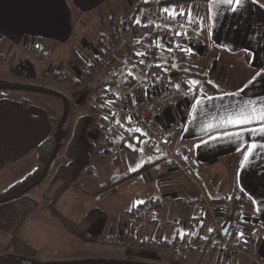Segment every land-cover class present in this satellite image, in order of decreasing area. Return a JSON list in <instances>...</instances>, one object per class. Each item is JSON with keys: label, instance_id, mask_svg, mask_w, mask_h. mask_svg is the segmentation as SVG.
<instances>
[{"label": "crops", "instance_id": "1", "mask_svg": "<svg viewBox=\"0 0 264 264\" xmlns=\"http://www.w3.org/2000/svg\"><path fill=\"white\" fill-rule=\"evenodd\" d=\"M109 1L0 0V45L4 46L1 48L12 57L10 62L13 65L12 70L19 71L20 66L24 67V72L27 70L24 62L19 59V50H26L28 47L34 49L40 47L42 50L43 40L57 42L67 40L72 35L74 21L88 12L99 11ZM189 4L194 5V12L204 17L202 22L204 30L199 32V35L209 41V44L194 49L189 55V63L197 74L190 80L200 81L199 87L203 89V94L213 99L204 100L199 108L193 111L194 95L187 92L185 101L167 111L163 120L168 122L184 120L180 143L186 147L184 156L196 162L199 185L194 186L190 182L181 181V177L186 178V175L167 162L160 146L151 139L147 141V149L151 151L154 162L148 161L145 166L136 168L135 171L124 168L126 177L123 180L126 183L134 181V186H144L143 188L150 184L160 197L154 200L153 191L135 193L136 196L134 195L130 204L120 209L118 213L106 212L105 205L100 209L93 206L83 217L78 218L55 211L52 208L53 204H48L46 211L50 212L49 222L45 219L47 214L38 215L43 206L40 202L29 205L22 197L17 200L18 202H3L5 204H0V243H6L13 251L0 256V264H50L49 261L55 264L71 261L70 264H74L77 260L86 259L102 261L122 259L170 264L160 262V257L167 255L164 253L144 255L141 252L132 254L129 250L114 252L100 248L97 244L107 236L129 234L140 238L157 236L173 241L179 238L178 233L181 230L191 233L201 226V222L202 228L208 229L212 222V212L204 204V200L214 204L229 197L231 200L236 195L245 198L246 224L255 236L254 251L264 259V148L257 149L254 156L244 162L243 168L241 167L243 153L237 151L242 143L246 144L249 141L264 145V135L250 137L245 132L243 140L223 135L226 131L229 133L238 131L237 128L224 126V119L230 113L238 111L246 101L264 99V78L243 88L255 72L264 67V7H261L264 0H245L243 9L237 14H232L221 6L220 11L224 14L216 18L214 26L213 22L207 19L208 0H193L177 7L183 6L187 10ZM250 36H255L256 39L251 40ZM247 47H252L255 51V67L247 63L250 55L242 50ZM40 52L41 56H46L45 52ZM28 63L30 70L26 72L30 73L32 63ZM36 75L33 73L27 78L32 80V76ZM9 77L0 79V83L29 86L21 82L22 79H19L17 72H13L12 77ZM241 89L243 91H240ZM233 93L239 94L232 95ZM54 124V117L50 115L41 98L0 93V193H5L16 184L28 180L38 171L40 165L37 147L54 134ZM102 124L100 117L99 125ZM218 136L221 138L215 139ZM202 141L206 143L202 144ZM74 146L75 144L71 147ZM139 147L140 144L137 145V148ZM89 151H92L90 139L85 142L83 136L82 149L76 151L70 148L63 154L47 182V190L61 188L56 193V201L61 200L65 188L68 190L82 172H86ZM133 152L138 154L140 151ZM231 163L233 166L230 170L236 169L235 178L238 182L227 190L225 187L228 183L224 180V175L226 164ZM151 165L156 168L153 174H149V170L145 169ZM142 170L145 180L141 175L138 179L136 177ZM87 172H90V168ZM219 179L222 180L215 187ZM159 187L161 188L158 189ZM249 194L257 203L254 204L253 199H249ZM134 201L144 203L133 207ZM46 224L74 237L90 251L75 257L72 255L47 257V246L51 248L50 244L55 238L46 233ZM19 244L21 248H18ZM208 251L213 250L204 248L172 254L178 258L170 260L176 264H190L189 261L193 258L186 257H191L189 253H196L197 258L202 260ZM216 253L219 264H248V259L240 254ZM182 255L185 257L180 259Z\"/></svg>", "mask_w": 264, "mask_h": 264}, {"label": "rangeland", "instance_id": "2", "mask_svg": "<svg viewBox=\"0 0 264 264\" xmlns=\"http://www.w3.org/2000/svg\"><path fill=\"white\" fill-rule=\"evenodd\" d=\"M140 2L141 0H110L104 4L99 11L93 13L88 12L80 17L79 20L74 21L72 35L67 40L63 42L43 40L41 43L43 45L42 50L40 47L36 49L28 47L26 50H19V59L24 62V66L27 67V70L29 69L28 62L32 63L30 73H27V70L24 72V67L22 68V66L19 67V71H13V65L10 63L12 57L8 56L6 50L2 49L4 46L2 47L0 45V79H9V76L12 77L13 72H17L19 79H22L21 82H25L29 86H41L62 95L68 107L67 116L63 125L58 128V123L62 119L65 109L64 101L61 98L21 90L0 89V93L4 94L41 98L45 106L49 109L50 115L54 117V134L57 133L56 138L60 147V152L56 159H54L50 172L46 175L44 180L38 186L30 189L21 196L29 205L34 204V202H40L43 206L38 212V215L43 216L42 214H47L45 219L48 222L50 220V216L48 215L50 212L46 211V205L48 204H53L52 208L53 210L55 209V211L78 218L83 217L93 206L100 209L105 205L107 208L106 212L118 213L120 209L130 204L134 195L136 196L135 193L139 194L142 192L143 194L144 192L153 191L155 193H153L154 200L160 197L158 192L154 188H151L150 184H147V186L143 188L144 186H134V181L126 183L125 180H123V178L126 177L124 168L136 167L138 162H142L143 166H145L149 158L154 162V158L151 157V151L147 149L148 144L144 146L143 153L139 152L136 154L128 145H138L137 140L127 139L122 148H118L117 145L114 144L110 149V153L106 152L103 154L95 150L92 143L95 131L101 127L99 125V119L103 115L101 105L97 102V98L105 93L106 79H104V77H109L107 69H95L93 65L96 64L94 61L95 51L105 47L117 36L125 27L126 19L133 13ZM148 18L149 13L146 12L141 17V20L146 22ZM39 49L46 53L45 57L44 55L41 56V52L38 51ZM131 51L132 47H126L124 54L128 56ZM45 72L50 73V76H45ZM33 73L37 75L32 76V80L27 78L29 75L31 77ZM83 136L85 142L87 140L89 141V139L91 142L92 151L88 152L89 163L87 165V170L90 168V172H87V170L86 172L83 171L81 176L71 184L68 190L67 188L63 190L64 195L61 197V200L56 201V193L61 188L58 187L53 190H47L48 179L51 174H53L55 167L66 151H69L70 148L76 151L82 149ZM141 140L149 142L151 141V136L149 134L143 135ZM73 144H75L74 148L71 147ZM141 146L143 145H140V147ZM128 149L129 151H127ZM161 151L165 154L163 150ZM165 156L168 163L178 168L180 172L184 174L174 161L170 160L166 154ZM226 166L227 169L225 171L224 180L228 183V186L225 187V189L229 190L231 186H235L238 180L235 178L236 169L230 170L233 164H226ZM136 168L138 169L140 167ZM145 169L149 170V174L156 172V168L152 167V165ZM143 173L144 170L138 172V174H136L137 179L139 175H141L142 179L145 180ZM181 178V181L190 182L194 186L199 185L196 172L191 178L187 175L186 178L183 176ZM221 180L222 179L217 180L215 187L218 186ZM203 185H205V183H203ZM155 186L157 187L158 185ZM206 187L208 188V186ZM160 188L161 187L158 189ZM208 192L212 195L209 188ZM19 198H13L6 201V203L18 202L17 200H19ZM177 204L179 205V202H177ZM166 210L168 209L166 208ZM55 211L53 213H55ZM45 228L46 233L55 238V241L50 244L52 247L50 248L47 246V257L52 258L57 255H72L75 257L76 255L80 256L90 251L86 245L78 243L74 237L63 233L58 228L52 227L49 224H46ZM97 245H99L100 248L114 252L129 250V253L132 252V254L140 253L137 250H130L120 246H106L102 242V239ZM18 248H21V244L18 245ZM10 251H13L12 247L10 248L6 243H0V256H4L10 253ZM142 254L145 255L147 253ZM188 255H191V257L186 256L187 258H193L189 261L190 264H219L216 251H208L204 256L205 258L202 260L197 258L196 253H189ZM183 257H185V255H182L180 259H183ZM175 258H178V256L172 254L162 255L160 257V262L176 264L175 262L172 263L170 260ZM94 261L100 262L102 260L86 259L77 260V262L74 263L84 264ZM49 263L55 264L53 261H49ZM70 263L71 261H63L59 264Z\"/></svg>", "mask_w": 264, "mask_h": 264}, {"label": "built area", "instance_id": "3", "mask_svg": "<svg viewBox=\"0 0 264 264\" xmlns=\"http://www.w3.org/2000/svg\"><path fill=\"white\" fill-rule=\"evenodd\" d=\"M179 19V18H178ZM155 24L167 23L162 21L160 15L156 16ZM158 32L159 44L166 54L175 55L176 51L169 53L168 48L174 47L175 43H183L192 50L200 49L209 44L199 34L194 31V26H186L188 35L175 36L174 31H179L178 25L172 26V31L163 27L155 28ZM184 38V41H181ZM128 33L124 27L116 37L112 39L105 47L95 51L93 64L96 70L114 67L113 73L109 75L105 83V89H109L107 95L109 101L115 100L111 104L109 118L104 119V126L98 128L93 137V147L100 153H106V140L111 131L117 130L127 132L116 123H126V117L131 116L132 123L127 125L128 128H140L144 133L149 134L151 139L160 146L161 150L174 161L185 175L190 178L195 174L197 165L192 159H185L184 151L186 147L180 143V137L184 129L183 121H165V113L172 108L183 103L187 97L186 80H190L186 74H174L172 67L167 72L161 70L164 77L157 75L152 77L151 70L155 65L160 64L152 52L151 46H145L140 52H146L144 57L145 65H138L136 69V78L126 77L125 73L131 67V64L123 58ZM45 76L50 73L45 72ZM179 83L181 89L177 91L172 84ZM104 89V90H105ZM146 93V94H145ZM117 95L120 99H117ZM133 100L136 101L133 104ZM111 113H117L115 117ZM164 141H167L166 143ZM204 204L212 212L211 229L200 226L191 233L195 235L186 236L184 239L177 238L169 241L159 238H140L133 235L127 236H107L102 239L106 246H120L126 249L137 250L142 253H164L180 254L190 251L202 250L209 248L221 254H240L248 259V264H264V259L254 251V233L246 224L245 216V198L242 195H236L226 203H209L204 200ZM226 228L225 233L223 230ZM242 232L243 238H238L237 233ZM190 233V234H191ZM207 236L208 239H202Z\"/></svg>", "mask_w": 264, "mask_h": 264}, {"label": "snow or ice", "instance_id": "4", "mask_svg": "<svg viewBox=\"0 0 264 264\" xmlns=\"http://www.w3.org/2000/svg\"><path fill=\"white\" fill-rule=\"evenodd\" d=\"M149 2L150 0H144L145 4H148ZM244 3H245V0H208L207 19L209 21H212L213 26H214V22L216 18L224 14L222 11H220L221 6L226 8L232 14H237L241 12V10L243 9ZM261 7H264V5H261ZM193 8H194L193 4H189L187 10L183 6H180L178 8L177 5H172L170 7L161 8L159 11V15L162 18V21H167V23L155 24L154 21H151V20H148L145 22V21H142L140 17H137L133 22L134 24L145 27V28L148 27L149 25H153L155 28L163 27L169 31H172L173 25H178L180 30L173 32V35L178 36V37L179 36L186 37L188 35L187 31L185 30L186 26H194V31L196 32V34H199V32H202L204 30L203 23H202L204 21V17L201 16L198 12H194ZM249 39L255 40L256 37L250 36ZM136 43L139 44L141 43V41L137 40ZM162 46H163L162 44L157 45V47H162ZM177 49L180 50L181 52H186L189 55L193 53V50L190 47H187V48L181 47L179 43H175L174 47H169L168 51L169 53H173ZM242 50L250 55V59L247 61V63H249L250 66L255 67L256 66L255 64L256 54H255L254 49L252 47H247ZM135 55L139 59L137 60L136 63H131V67L125 73L126 77H132L133 79L136 78L137 66L145 65L146 61L144 57L147 55V53L137 51ZM155 66L156 68L161 69L164 72H167L169 70L168 68L163 67V65L161 64H157ZM171 67L175 68L177 67V65L173 63ZM185 71L187 72L188 69H185ZM153 75L156 76L157 74L153 73ZM158 78L159 77L157 76V79ZM262 78H264V67H260L259 70L255 72V75L252 76V78L243 86V88L249 87L250 85L254 84L255 82H257L258 80ZM209 83H211V81H209ZM185 84L188 86L187 92H191L194 95V102L192 104L193 111L198 109L200 104L204 102V100L213 99V97L205 96L203 94V89L199 87L200 81L191 79V80H186ZM172 87L175 88L177 91L181 89V85L179 83L172 84ZM214 87H218V86L214 85ZM108 91L109 89H105V92H108ZM240 91H243V89H241ZM197 92H199L200 94H197ZM184 94L187 95V93H184ZM238 94L239 93H233L232 95H238ZM225 95H228V94L225 93ZM117 99H120L118 95H117ZM115 102H116L115 100H112V101L105 100L104 105L102 106H107L109 104H115ZM135 103L136 101L133 100V104ZM111 115L115 117L117 113H111ZM108 118H109L108 116L104 117V119L106 120ZM132 119L133 118L131 116H128L126 117L125 124H121L119 120H117L116 123L119 124L121 128L125 129V131H127L129 134L140 133V136H135L134 139L137 140V144H140L143 146L137 148V145L129 144L128 147L132 148L133 151L138 150L141 153H143L144 146L147 145V142L142 141L140 137L143 135H147V134L144 133L143 130L140 128H128L127 125L132 123ZM250 125H257V127H249ZM224 126L226 128H237L238 129V131L232 132V133H229L226 131L223 133L224 136L235 137L240 140H243V134L245 132H247L250 137L255 136L257 134L264 135V99H262L261 101H257V100L246 101L240 107L238 111H236L235 113H230L224 119ZM220 138L221 137L219 136L215 137V139H220ZM164 142L166 143L167 141H164ZM204 143L206 142L202 141V144ZM260 148H264V145L257 144L253 141H249L246 144L242 143L241 146L237 148V151H242L243 153V161L241 162L242 168L245 166L244 162L250 160L254 156L257 149H260ZM185 159L187 158L185 157ZM149 162H151V158H149ZM142 166H143V163L138 162L136 167H142ZM136 167L130 168L129 170L135 171ZM241 190L243 191V189ZM249 199H253V197L250 194H249ZM143 203L144 201H134L133 207H137L138 205L143 204ZM253 203L255 204L257 203V201L253 199ZM131 210L132 209L130 208L129 211ZM201 226H202V222H201ZM208 231L209 233H211L212 231H214V229L209 228ZM178 235L180 239H184L186 236L195 235V233L190 234L186 231L181 230L178 233ZM243 235L244 234L242 232L237 233L238 238H243ZM173 238H175V235ZM202 239L207 240L208 237L205 236V237H202Z\"/></svg>", "mask_w": 264, "mask_h": 264}, {"label": "trees", "instance_id": "5", "mask_svg": "<svg viewBox=\"0 0 264 264\" xmlns=\"http://www.w3.org/2000/svg\"><path fill=\"white\" fill-rule=\"evenodd\" d=\"M193 0H150L148 4L144 3V0H141L140 3L136 6L134 9L133 13L126 19V31L128 33V40L126 43V47H132V51L127 55H123V58L126 62L128 63H136L137 60L139 59L136 57L135 53L137 51H141L145 46L149 45L152 48V52L156 59L160 62L161 65H169L171 66L173 63L177 65V67L172 68V72L174 74H181L184 73L187 75V77L190 78H195L197 76L195 70L192 68V66L189 63V54L186 52H181L180 50L177 49L175 55L173 54H166L164 50L161 47H157L159 44V39H158V32L156 30H153V25H149L148 27H142L139 25L134 24V20L137 17H142L144 13L148 12L149 13V18L146 20H151L154 21L156 16L159 15V11L161 8L164 7H170L172 5H183L185 3L191 2ZM140 40L141 43L137 44L136 41ZM182 41V40H181ZM100 45V44H99ZM181 47L186 48V45L183 44L182 42L180 43ZM139 67V66H138ZM114 67H110L109 71L107 72L108 75L113 73ZM185 69H188L186 72ZM152 77L155 78L153 73H156L157 75H161L164 77V74L161 73V69H158L155 67L152 68L151 70ZM156 75V76H157ZM108 77H104V79L107 80ZM0 85H9V86H14V87H23L25 85L21 84H13V83H5L1 82ZM37 87V86H35ZM40 88H43L39 86ZM45 89V88H43ZM105 91V90H104ZM65 100V98L63 97ZM105 100H110V97L107 95L105 92L103 95H101L99 98H97V102L99 105H101V110H102V122L103 124L101 126H104V117L109 115L111 111V104L107 106H102L104 105ZM135 136H140V133H132L129 134L128 132H120L117 130L111 131L108 134L107 140H106V152L109 151L110 147L113 146L114 144L117 145L118 148H122L124 146V142L127 139H134ZM57 135L53 134L49 138H47L44 142H42L38 147H37V156L39 159V169L38 171L32 175L28 180H24L19 184H16L12 188H10L7 192L5 193H0V200L4 199L8 196L15 195L19 193L21 190H23L25 187H27L29 184H32L35 182L38 177L40 176L42 169L50 156L56 142H57ZM142 138V136L140 137ZM229 199L225 198L223 199V203L228 202ZM103 261L97 262H88L84 264H97L101 263ZM75 264V263H74Z\"/></svg>", "mask_w": 264, "mask_h": 264}, {"label": "water", "instance_id": "6", "mask_svg": "<svg viewBox=\"0 0 264 264\" xmlns=\"http://www.w3.org/2000/svg\"><path fill=\"white\" fill-rule=\"evenodd\" d=\"M0 89H4V90H21V91H27V92H31V93H37V94H45V95H52V96H55V97H58V98H61L63 101H64V114L62 116V119L59 121L58 123V128L63 124L66 116H67V112H68V107H67V104H66V101L63 99V96L56 93V92H53V91H50V90H47V89H43V88H40V87H35V86H23V87H14V86H9V85H0ZM57 132V131H56ZM57 135V133H55ZM59 145L58 143L56 142L50 156L48 157L43 169H42V172L40 174V176L38 177V179L33 182L32 184L28 185L27 187H25L23 190H21L19 193L15 194L14 196H10V197H7V198H4V199H1L0 200V203H3V202H6V201H9L13 198H19L21 197L23 194H25L27 191H29L30 189H33L34 187L38 186L43 180L44 178L46 177L54 159L56 158L58 152H59ZM226 231V228L223 230V233H225ZM97 264H155V263H151V262H143V261H136V260H122V259H107V260H104L103 262L101 263H97Z\"/></svg>", "mask_w": 264, "mask_h": 264}]
</instances>
